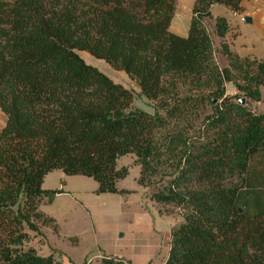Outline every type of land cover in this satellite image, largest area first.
<instances>
[{
	"label": "trees",
	"instance_id": "obj_1",
	"mask_svg": "<svg viewBox=\"0 0 264 264\" xmlns=\"http://www.w3.org/2000/svg\"><path fill=\"white\" fill-rule=\"evenodd\" d=\"M244 1L193 0L187 34L179 37L169 31L176 0H0V264H56L22 248L30 239L25 230L58 232L39 210L44 197L60 193L41 189L46 175L60 171L91 179L96 194H126L117 183L128 171L116 162L128 155L143 188L152 163L172 171L165 189L150 195L181 213L163 264H264V210L248 215L236 203L250 187L249 166L264 154V114L252 116L223 97L231 83L257 100L264 63L223 43L228 67L220 69L204 25L211 6L240 13ZM214 30L224 39L226 20L216 18ZM79 53L124 73L155 113L131 110V93ZM214 101L220 105L207 120L216 136H187L188 116Z\"/></svg>",
	"mask_w": 264,
	"mask_h": 264
},
{
	"label": "rangeland",
	"instance_id": "obj_2",
	"mask_svg": "<svg viewBox=\"0 0 264 264\" xmlns=\"http://www.w3.org/2000/svg\"><path fill=\"white\" fill-rule=\"evenodd\" d=\"M179 14L183 27H188L190 12L182 11ZM210 14L211 18L205 20L204 25L212 42L214 61L220 69L228 67L221 53L220 46L223 43L240 58L255 59L264 63L263 24H258L257 21H254V24H245L244 18L246 17H243L241 13H232L220 5H214ZM173 17L174 19L176 17L175 11H173ZM218 17L224 18L228 25L225 40L219 39L215 34L214 20ZM169 28H171L170 24ZM177 32H180L179 29ZM181 32H184V29ZM79 56L87 65L96 68L113 83L131 93V110H139L151 115L155 113L154 103L145 100L139 94L136 83L124 73L113 71L104 62L86 53H79ZM238 85L243 86L241 82H238ZM223 91V97L228 99L229 103L239 106V101H243L242 107L252 116L264 114V89L262 87L258 89L259 98L257 100L244 96L231 83L224 84ZM219 105L220 101H214L213 105L208 103L198 105L194 114L188 116L187 124L182 125L187 136L197 138V141L213 139L217 131L209 126L207 117L212 114L213 106ZM156 113L163 116L161 112ZM5 121V116L0 112V130L4 127ZM134 161V156L128 155L117 159L116 162L117 169L125 167L128 171L126 178L117 183L118 187L133 192L106 195L111 198L110 205L102 207L103 213L96 218L87 216L80 208L67 211L70 212L67 215V241L51 239L49 244H46L44 232L49 227L39 226V234L35 236L25 230L30 239L22 248L24 250L33 249L39 257L52 255L53 258L55 253L50 254V249L54 248L60 260L65 257L71 264H99L102 258L121 260L126 264H163L168 256L171 226L181 220V213L172 204L156 203L150 195L165 189L171 179L172 171L166 163H152L154 170L146 174L150 185L146 189L137 184L139 167ZM256 161L257 158L253 160V165ZM252 173L253 169L247 176L249 184ZM59 185L66 186L70 193L79 191L77 196H80V192H85L88 197L91 196L92 190L96 191L97 188L91 179L78 176L68 177L60 171H53L46 175L41 188L54 190ZM250 185L254 187L253 184ZM247 188L246 192L239 194L238 210H245L247 197L251 191L257 190V187ZM252 211L249 210L248 213ZM150 230H153L152 233L149 232ZM57 261L59 262V259Z\"/></svg>",
	"mask_w": 264,
	"mask_h": 264
},
{
	"label": "crops",
	"instance_id": "obj_3",
	"mask_svg": "<svg viewBox=\"0 0 264 264\" xmlns=\"http://www.w3.org/2000/svg\"><path fill=\"white\" fill-rule=\"evenodd\" d=\"M193 0H176L174 11L176 13V17L171 19V28L169 31L179 37H185L187 34L188 27H183L182 20L178 16L182 11H189V16L191 17V8H192ZM214 6V5H213ZM213 6H211L210 10H212ZM242 12L241 15L243 17H247L251 20L250 24H254V21H257L258 24L264 25V0H250L244 1L241 3ZM180 15V14H179ZM189 17V21H190ZM245 19V18H244ZM187 28V29H186ZM179 29L180 32H177ZM184 29V32H181ZM207 31V30H206ZM224 39L221 40H225ZM238 55V54H237ZM257 158V162L253 165L251 164L247 171V176L250 174L251 169H253V173L250 177V184H253L254 187H257V190L251 191L249 197L246 199V208L243 210L246 214L252 215L261 210H264V154L259 155ZM251 188H254L250 185ZM118 190L129 192L125 189H121L118 187ZM42 190L48 191V189ZM248 189V188H247ZM246 190H241L239 194L242 192H246ZM54 190L60 191L59 194H56L50 202L47 201V198L44 197L40 203L39 210L46 216L52 218L58 228L57 234H53L49 229H46L44 232L46 244H49L51 239L67 241V215L70 214L71 210H75L80 208L87 216L96 218L97 216L103 213L102 207H107L105 205H110L111 198L106 195H121V194H95V190H92L91 196L88 197L85 195V192H80V196H77L79 191H75V193H70L67 191L66 186L62 187L59 185ZM95 194V195H94ZM239 202V195L237 196V206ZM249 210H253L251 213H248ZM172 228V226H171ZM153 231V230H152ZM150 230L149 232L152 233ZM122 237V235L120 236ZM51 253H55L54 261L56 264H71L69 260L65 257L58 256L57 251L54 248L50 249ZM52 256V255H51ZM56 257V258H55ZM114 257V256H113ZM59 259V262L57 261Z\"/></svg>",
	"mask_w": 264,
	"mask_h": 264
},
{
	"label": "water",
	"instance_id": "obj_4",
	"mask_svg": "<svg viewBox=\"0 0 264 264\" xmlns=\"http://www.w3.org/2000/svg\"><path fill=\"white\" fill-rule=\"evenodd\" d=\"M244 23H245V24H250V23H251V20H250L249 18L246 17V18L244 19ZM239 104H240V105H243V101H239ZM240 211H241V210H238V212H240Z\"/></svg>",
	"mask_w": 264,
	"mask_h": 264
}]
</instances>
